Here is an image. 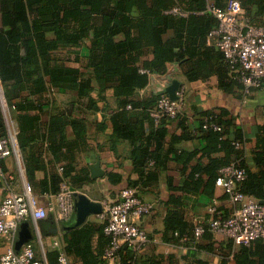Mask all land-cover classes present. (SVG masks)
Masks as SVG:
<instances>
[{
  "label": "trees",
  "instance_id": "16d2710c",
  "mask_svg": "<svg viewBox=\"0 0 264 264\" xmlns=\"http://www.w3.org/2000/svg\"><path fill=\"white\" fill-rule=\"evenodd\" d=\"M228 1L4 0L3 27L0 29V83L10 118L18 128L17 143L25 155L31 187H34L32 168L35 169L40 161L39 151L51 153L55 160L61 161L65 151L88 147V121L81 115L77 117L68 108L73 105L76 109L78 100H87L89 110H99L98 103L106 101L105 94L113 91L122 109L112 118L115 133L135 142V136L126 131L129 127H123L128 125L125 110L128 106H137L132 98L137 90L149 85L150 73L163 74L168 65L179 63L187 79L197 81L211 76L214 72L211 64L217 57L226 65L229 74L226 76L216 70L220 87L225 90L236 85L247 90L216 42V49L207 47L210 33L219 25L208 7L213 2L215 7L225 9ZM239 1L249 23L263 26L264 0ZM175 7L192 14L186 18L170 14ZM199 12L204 14L198 15ZM67 49L70 54L64 58L57 55ZM84 49L87 50L86 56ZM70 62L79 64L80 68L70 66ZM97 90L98 99L93 96ZM55 93L71 94L76 100L66 107L59 106L53 98ZM159 98L144 107L151 131L145 144L133 154L140 178L130 181L129 188L136 189L140 195V189L158 181L168 159L174 156L183 176L182 185L174 190L212 196L217 180L222 176L221 170L235 166L246 171L245 180L237 183L238 190L264 202V125L256 132V148L250 161L242 149L247 138L233 119H227L229 113L225 110L201 114L199 132L205 142L202 150L179 151L177 139L165 143L167 131L164 124L180 118L182 111L176 118L165 117L157 124L151 111ZM44 115H49L46 123ZM186 121V118L181 120L183 130L187 131L182 139L190 137ZM208 124L210 127L205 128ZM212 124L221 130H214ZM71 135L75 138L73 141L68 140ZM143 136L144 133L141 138ZM8 137L9 127L0 95V138ZM154 143L155 150L151 151ZM220 153L222 157L217 156ZM202 157L208 158L209 162L199 161ZM61 169V174L52 177L51 185L42 183V194L56 195L63 183L70 186L71 169L66 166ZM110 179L116 183L121 181L114 175ZM166 206L170 209L165 230L172 236L171 241L179 243L186 239V245L198 248L199 240L212 238L208 222L202 223L204 234L196 237L197 226L191 227L184 219L183 197H172ZM95 234H99L98 247H102V251H95L92 247ZM229 240L231 249L234 242ZM65 243L64 249L70 259L82 264H104L103 255L110 238L104 234V225L88 223L68 233ZM118 255L122 264H143L139 253L128 247L121 249ZM234 258L235 264H264V240L240 246ZM56 260L54 256L50 264ZM197 264L209 263L200 260Z\"/></svg>",
  "mask_w": 264,
  "mask_h": 264
},
{
  "label": "crops",
  "instance_id": "0c3cea01",
  "mask_svg": "<svg viewBox=\"0 0 264 264\" xmlns=\"http://www.w3.org/2000/svg\"><path fill=\"white\" fill-rule=\"evenodd\" d=\"M4 0H0V29L3 27V14L5 9ZM213 5V2L210 3ZM209 5V6H210ZM89 45V41H86ZM207 47L217 48L215 41L209 37ZM86 56L87 50L84 49ZM70 54L69 49L57 52V55L65 57ZM214 54V53H213ZM70 66L80 68L77 63H69ZM211 70L214 72L205 79L197 81H189L185 76L183 68L179 63L168 65L167 71L163 74L150 73L149 85L144 89L136 91L132 98L137 104L135 108L128 106L126 108V120L129 127L126 131L135 136V142L128 138L119 137L114 130V115L122 109L118 101L114 98L113 91L109 90L105 96L106 101L98 103L99 110H89L87 100H78L77 107L68 106L76 100L71 94H53L56 105L68 106L69 110L78 116H83L88 121L87 144L86 149H74L70 152L65 151L61 161L55 160L53 155L48 152H41L40 161L33 171V189L34 195L39 199L43 206H46L48 198L47 194H42V183L47 182L51 185L52 177L61 174V167L66 166L71 169L68 180L72 190L86 196L90 201L101 203L103 201H117L123 189L129 188L130 181H137L140 174L134 164L133 154L139 151L147 137L150 135V125L147 121V110L144 108L154 102L170 85V81L178 80L181 86L186 89V102L181 110V117L175 120L165 122L164 127L167 131L165 143H171L177 139L176 148L179 151L188 153L202 150L205 142L202 134L199 132L201 114L214 111L220 113L225 110L229 113L227 119H233L236 127L243 130L247 138V142L243 145L248 161L252 152L256 148V132L258 128L264 125V81L258 89L246 91L241 87L222 89L220 86V76L218 72L224 73L226 76L228 70L222 60H218L211 64ZM216 70L218 72H216ZM142 73L144 71L141 70ZM3 90V88H2ZM98 90L93 96L98 99ZM83 110L85 112H83ZM48 112V109H47ZM43 121H48L49 115H44ZM186 118V126L190 137L182 139L187 131L183 130L181 120ZM17 131V125L14 126ZM135 128V130H134ZM144 133L143 138L141 135ZM74 136L68 138L73 141ZM154 146L151 151L155 150ZM222 157L223 154L217 155ZM202 163H208L209 159L202 157ZM100 162L101 170L104 175L102 177L93 178L91 167ZM197 163V161H195ZM0 169L8 176L12 177V187L15 191L21 193L26 183H31L27 174L25 155L18 147L17 153L11 157L0 161ZM111 175L121 179L116 183L112 181ZM183 176L181 167L174 161V156L168 159L167 166L162 170L157 182L151 184L144 190L140 191V196L149 202L155 204V211L144 217L140 221L141 227L149 236V244L146 249L139 254L143 264H197L198 261H206L209 264H235V255L240 247L234 243L229 248V239L222 235L212 234L211 239L199 240L198 248H193L185 244L184 240L179 243L173 242L172 236L166 233L165 220L169 213V207L166 203L172 197H183V215L184 219L191 227L206 223L212 217L209 212L210 206L215 201L223 214L231 215L234 205L229 195L222 187L215 185L212 196L206 194H183L174 188L182 185ZM7 192L4 186L0 184V205L3 202ZM76 213L69 222L58 221L53 214L46 219L36 221L32 216L27 217L20 224L16 240L15 252L20 233L26 228L32 239L28 243H32L35 247L37 256L51 263V259L57 252L54 248L55 242H60L65 248V237L76 226ZM93 223L103 225L98 215H90L83 225ZM81 226L77 227L80 228ZM75 228V229H77ZM99 234H95L92 239V247L95 251H102V247H98ZM26 244L19 248V252ZM3 252L2 239L0 238V255ZM72 264H82L78 260L70 259Z\"/></svg>",
  "mask_w": 264,
  "mask_h": 264
},
{
  "label": "built area",
  "instance_id": "2783aa9c",
  "mask_svg": "<svg viewBox=\"0 0 264 264\" xmlns=\"http://www.w3.org/2000/svg\"><path fill=\"white\" fill-rule=\"evenodd\" d=\"M208 11L219 21L218 27L209 37L215 40L217 47L238 75L239 81L246 87V91L260 88L264 81V25L250 24L239 0H229L225 9L210 5ZM169 13L185 18L192 14L180 7H175ZM185 102L186 89L183 86L177 92V100H172L167 93H163L151 111V117L157 124L165 117L174 119L183 109ZM2 103L9 137L0 138V161L18 151L15 122L10 118L4 99ZM208 127L210 124L205 125V128ZM211 127L216 131L221 130L216 124ZM221 175L216 184L229 195L234 209L231 215L226 217L214 201L209 208L212 215L208 221L210 231L233 240L238 247L264 240V204L241 193L237 188V183L245 180L246 171L229 166L221 170ZM12 181V177L0 169V184L7 192L0 205V238L3 244L0 264H50L37 256L32 243H27L19 253L15 252L17 230L29 216L40 221L53 214L58 221L69 222L75 212V192L68 184L63 183L58 194L47 195V204L43 206L29 183H26L24 190L19 193L13 189ZM102 206L103 211L98 217L104 225V234L110 238L103 255L104 264H122L118 253L124 247L142 253L150 240L140 221L155 211V204L144 200L136 189L125 188L121 191L119 200L103 201ZM204 232L203 225L199 224L195 235L200 238ZM54 248L57 252L54 264H72L60 242H55Z\"/></svg>",
  "mask_w": 264,
  "mask_h": 264
},
{
  "label": "water",
  "instance_id": "95a60500",
  "mask_svg": "<svg viewBox=\"0 0 264 264\" xmlns=\"http://www.w3.org/2000/svg\"><path fill=\"white\" fill-rule=\"evenodd\" d=\"M180 88H181V83L178 80L170 81V85L167 87V89L164 92L160 94V96L163 93H167L170 99L177 100V92L179 91ZM0 95L1 98L4 99L2 87L0 88ZM91 171L93 178L102 177L104 175L103 171L101 170L99 161L91 167ZM262 203L264 204V202ZM102 211H103V206L101 203L92 202L86 196L75 193V213L77 219V223H76L77 227L84 224L90 215H99L102 213ZM77 227H73L72 229H75ZM31 239L32 236L29 235V231H27L26 228H24L23 232L20 233V237L17 242L16 253H19L18 251L19 248L23 244H27L28 242H30Z\"/></svg>",
  "mask_w": 264,
  "mask_h": 264
}]
</instances>
